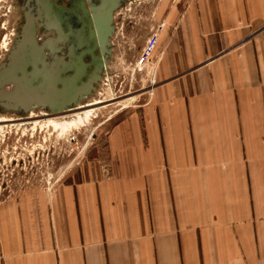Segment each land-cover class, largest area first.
<instances>
[{
    "label": "crops",
    "instance_id": "1",
    "mask_svg": "<svg viewBox=\"0 0 264 264\" xmlns=\"http://www.w3.org/2000/svg\"><path fill=\"white\" fill-rule=\"evenodd\" d=\"M155 12L156 82L107 133V176L11 177L0 264H264V0Z\"/></svg>",
    "mask_w": 264,
    "mask_h": 264
},
{
    "label": "rangeland",
    "instance_id": "2",
    "mask_svg": "<svg viewBox=\"0 0 264 264\" xmlns=\"http://www.w3.org/2000/svg\"><path fill=\"white\" fill-rule=\"evenodd\" d=\"M158 1L128 0L115 14L111 63L97 94L79 102L76 110L53 115L37 106L29 108L28 115L0 114V196L10 187L11 177L14 188L42 189L72 179L107 176V133L148 101L156 82L153 60L144 67H138L136 60L150 35L160 27L159 41L163 31L155 12ZM10 5L9 0H0V66L8 58L14 35L8 20ZM23 117L27 120H15Z\"/></svg>",
    "mask_w": 264,
    "mask_h": 264
},
{
    "label": "flooded vegetation",
    "instance_id": "3",
    "mask_svg": "<svg viewBox=\"0 0 264 264\" xmlns=\"http://www.w3.org/2000/svg\"><path fill=\"white\" fill-rule=\"evenodd\" d=\"M8 20L14 27L10 49L20 48L19 32L30 30L35 35L24 39L28 43L26 52L18 54L13 82L14 90L25 92L30 82V92L39 91V98L46 96V81L35 77L42 73L51 76L54 71L59 79L58 90L67 89L79 98L91 99L97 94L103 73L112 59L114 34L116 30L115 14L113 33L107 22L99 26L96 15L101 12L103 0H9ZM42 10L41 21H36L37 10ZM101 27V28H99ZM57 81V80H56ZM11 87H7L10 90ZM22 89V90H21ZM88 93V94H87ZM26 93L19 92L23 102L21 109L41 108V105L27 104ZM34 95V94H33ZM34 97V96H32ZM35 99V97H34ZM48 103L45 102L44 107ZM28 115V114H27ZM27 120V117L15 120ZM12 120V119H11ZM10 120V121H11ZM13 121V120H12Z\"/></svg>",
    "mask_w": 264,
    "mask_h": 264
},
{
    "label": "water",
    "instance_id": "4",
    "mask_svg": "<svg viewBox=\"0 0 264 264\" xmlns=\"http://www.w3.org/2000/svg\"><path fill=\"white\" fill-rule=\"evenodd\" d=\"M127 2L128 0H103V2L101 3L102 13L99 12L96 15V23L101 26L104 21L107 22V27L109 26V29L113 33L114 26H111V24L113 23L114 14L122 9L127 4ZM17 35V37L22 39L20 41V48L10 49L6 62L0 66V114H8L13 116L28 114L29 108H20L21 106L19 105V103L23 101L21 100V97L18 98L19 92L26 93L25 96H27V101H30L27 104H33L32 102L34 100V104L41 105L42 109L45 112L53 115L76 110L79 102L85 103L86 99H84L83 96L77 98V96H75V93L70 92L69 89H67V91L65 89H57L56 86L59 83V79L56 78L57 75L54 71L51 73V76H49V74L44 75L43 72L38 73L35 76H41L43 78V81H46L47 91L46 96L43 99L39 98V91L35 93H32V90L30 92H27V90L31 89V81H28V87L25 92L14 90L13 86H15V83L12 80L15 77L17 61H19L18 54L25 53L27 50L25 49V47L27 44H29L28 40H23L34 36L35 32L25 30L22 33L19 32ZM9 86L11 87V89L7 90V87ZM32 96H34L35 99ZM45 102L48 104L44 107Z\"/></svg>",
    "mask_w": 264,
    "mask_h": 264
},
{
    "label": "built area",
    "instance_id": "5",
    "mask_svg": "<svg viewBox=\"0 0 264 264\" xmlns=\"http://www.w3.org/2000/svg\"><path fill=\"white\" fill-rule=\"evenodd\" d=\"M171 1H177V0H171ZM160 29V27H159ZM158 29V31H159ZM158 31L154 32L150 35V37L146 40L144 47L142 48V51L140 53V56L136 60V65L138 67H144L147 63H149L152 59V54L155 51V48L158 43ZM153 83V81H152ZM151 89L149 91V94H151Z\"/></svg>",
    "mask_w": 264,
    "mask_h": 264
},
{
    "label": "bare ground",
    "instance_id": "6",
    "mask_svg": "<svg viewBox=\"0 0 264 264\" xmlns=\"http://www.w3.org/2000/svg\"><path fill=\"white\" fill-rule=\"evenodd\" d=\"M42 12H40L39 14H38V18L37 19H39L40 21H41V19H42ZM36 19V20H37ZM67 112H65V113H60V114H66ZM60 114H57V115H60Z\"/></svg>",
    "mask_w": 264,
    "mask_h": 264
}]
</instances>
